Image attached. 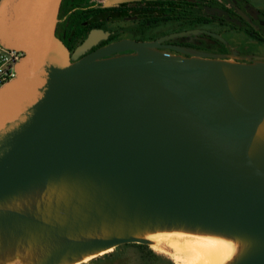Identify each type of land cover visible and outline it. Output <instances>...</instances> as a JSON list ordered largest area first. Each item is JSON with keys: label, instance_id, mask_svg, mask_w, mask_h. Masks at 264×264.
I'll return each instance as SVG.
<instances>
[{"label": "water", "instance_id": "95a60500", "mask_svg": "<svg viewBox=\"0 0 264 264\" xmlns=\"http://www.w3.org/2000/svg\"><path fill=\"white\" fill-rule=\"evenodd\" d=\"M63 0H0V44L23 52L0 87V207L57 176L90 180L104 210L250 236L264 264V61L233 62L122 40L78 58L56 35ZM126 49L134 54L103 58ZM239 79L233 92L224 72ZM0 217V229L27 224ZM125 243H64L61 255Z\"/></svg>", "mask_w": 264, "mask_h": 264}, {"label": "bare ground", "instance_id": "6f19581e", "mask_svg": "<svg viewBox=\"0 0 264 264\" xmlns=\"http://www.w3.org/2000/svg\"><path fill=\"white\" fill-rule=\"evenodd\" d=\"M231 90L239 79L225 67ZM264 150V120L250 148L257 156ZM98 188L75 176H57L44 181L0 207V217L27 220L16 228L0 229V264H42L51 251L64 243L130 237L148 241L153 249L174 251L177 264H236L253 249L245 234L127 214L121 209L105 211L97 200ZM155 237V239H152ZM114 246L61 255L54 264H82L110 252ZM172 257V256H171Z\"/></svg>", "mask_w": 264, "mask_h": 264}, {"label": "flooded vegetation", "instance_id": "af4514ba", "mask_svg": "<svg viewBox=\"0 0 264 264\" xmlns=\"http://www.w3.org/2000/svg\"><path fill=\"white\" fill-rule=\"evenodd\" d=\"M92 32L96 38L78 58L131 40L159 41L158 50L185 57L197 52L250 62L264 46V0H63L56 35L70 56ZM134 53L126 49L103 58Z\"/></svg>", "mask_w": 264, "mask_h": 264}, {"label": "rangeland", "instance_id": "374dc122", "mask_svg": "<svg viewBox=\"0 0 264 264\" xmlns=\"http://www.w3.org/2000/svg\"><path fill=\"white\" fill-rule=\"evenodd\" d=\"M236 38L240 39L241 37H236ZM257 49H258L259 54L256 57V59H254V60L255 61H264V46H260ZM192 54H193V56L203 57V56H201V54H199L197 52H192ZM217 58L227 59V60H230L233 62L243 63V61H241V58L236 56V55L223 56V57L217 56ZM250 62H252V61H250ZM246 63H248V62H246ZM121 245H123V244H121ZM116 247H114V249ZM151 249H153V248H151ZM154 251L165 256L167 259L171 260L173 264H177L176 261L174 260V256H173L174 251L172 250V248L166 246L165 248H163V251L156 250V249ZM145 253H146L145 248H141L136 244L123 245V246H120L119 248H117V251L115 254H112V255H103L102 254V256L98 255L99 257L96 256L97 258L94 257L95 259L92 258L93 260L91 259L90 261L84 262L82 264H155V262H156L155 260H149V259L145 258ZM160 264H167V262L160 261Z\"/></svg>", "mask_w": 264, "mask_h": 264}, {"label": "built area", "instance_id": "2783aa9c", "mask_svg": "<svg viewBox=\"0 0 264 264\" xmlns=\"http://www.w3.org/2000/svg\"><path fill=\"white\" fill-rule=\"evenodd\" d=\"M22 56L23 52L0 44V87L16 77V65Z\"/></svg>", "mask_w": 264, "mask_h": 264}, {"label": "trees", "instance_id": "16d2710c", "mask_svg": "<svg viewBox=\"0 0 264 264\" xmlns=\"http://www.w3.org/2000/svg\"><path fill=\"white\" fill-rule=\"evenodd\" d=\"M129 244H136L138 245L139 247L141 248H145L146 250V253H145V258L149 259V260H155V264H160V261H164V262H167V264H173L171 260L167 259L165 256L155 252L153 249H151L149 247L148 244H143V243H125L123 245H129ZM123 245H119L117 246L113 251L111 252H108L104 255H112V254H115L116 251H117V248H119L120 246H123Z\"/></svg>", "mask_w": 264, "mask_h": 264}, {"label": "snow or ice", "instance_id": "6c2138e0", "mask_svg": "<svg viewBox=\"0 0 264 264\" xmlns=\"http://www.w3.org/2000/svg\"><path fill=\"white\" fill-rule=\"evenodd\" d=\"M152 239H155V237H152Z\"/></svg>", "mask_w": 264, "mask_h": 264}]
</instances>
